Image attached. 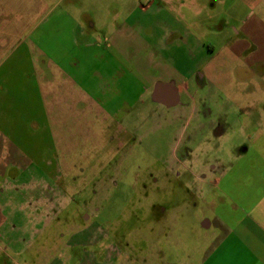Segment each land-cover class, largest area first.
<instances>
[{"label": "crops", "instance_id": "1", "mask_svg": "<svg viewBox=\"0 0 264 264\" xmlns=\"http://www.w3.org/2000/svg\"><path fill=\"white\" fill-rule=\"evenodd\" d=\"M193 1L197 9L199 0ZM207 1L226 7L227 15L232 11V16H241L240 8L258 11L264 0ZM67 2L0 0V264H161L159 252L151 249L150 238L143 234L138 238L142 248L103 247L109 237L102 236L103 229L92 219H85L82 226L63 220L72 202L66 183L77 180L65 174L70 164L64 160L66 134L72 128L80 131L68 119L78 118L87 130L96 119L87 121L86 116L112 127L119 117L131 115L139 98L132 92L136 86L165 108L176 106L181 92L191 102V86L196 87L191 83L195 58L194 64L187 59L195 47L192 34L174 29L167 59L161 55L166 51L162 46L166 34L154 35L150 44L142 40L143 53L150 54L141 53L147 71L157 73L145 78V67L131 60V46L117 42L109 47L93 40L90 30L65 8ZM181 5L185 0H179L175 16L189 21L197 16L191 6L188 14L179 10ZM232 5L240 6L238 12L231 10ZM259 27L243 24L244 39L230 47L239 58L245 55V65L264 69V34ZM187 34L190 39L185 42ZM185 46H189L185 61L189 89L178 66ZM136 68L141 73L135 79ZM260 100L255 92L237 99L251 111ZM254 130L258 134L252 147L259 161L248 162L241 171L240 160L251 150L245 146L235 169L227 167L218 179L219 168L212 167L203 180L212 189L223 185L220 192L207 195L209 211L216 213L222 207V212L213 218L202 213L203 241L210 249L197 264H264V130L255 125ZM223 133L218 127L217 134Z\"/></svg>", "mask_w": 264, "mask_h": 264}, {"label": "rangeland", "instance_id": "2", "mask_svg": "<svg viewBox=\"0 0 264 264\" xmlns=\"http://www.w3.org/2000/svg\"><path fill=\"white\" fill-rule=\"evenodd\" d=\"M191 1L185 0L186 5L179 8L187 14L193 8L197 16L190 21L175 16L179 0H69L64 4L96 42L131 46V60L145 67V78L157 73L147 71L143 55L150 54L143 53V41L150 44L154 35L166 34L162 42L166 51L161 55L167 59L174 29L192 34V57L187 58L189 46H185L178 63L188 88L185 61L191 59L194 64L195 58L191 83L196 87L191 86V102L181 92L177 105L165 108L136 86L132 92L139 98L131 115L119 117L112 127L86 116L87 121L96 119L87 130L78 118L68 119L80 131L72 128L66 134L64 151L68 155L64 160L70 164L65 166V174L77 180L66 183L72 202L63 220L82 226L85 219H92L103 229L102 236L109 237L103 247L128 244L132 250L142 248L138 238L143 234L150 238L151 249L159 252L161 264H197L205 258L210 244L203 241V214L213 218L215 214L221 217L222 212V207L216 213L209 211L207 195L220 192L223 185L212 189L203 180L212 167L219 168L218 179L227 167L235 169L245 146L251 150L240 160L241 171L248 162L259 161L260 155L252 147L258 134L254 125L264 130V69L245 65V55L239 58L230 47L244 39L243 24L256 23L260 35L264 34V1L258 11L240 8L241 16H232V11L227 15L226 7L207 0H199L194 9ZM239 7L232 5L231 10L238 12ZM259 10L261 16H257ZM189 39L187 34L184 41ZM89 65L93 70L94 62L90 60ZM133 73L136 79L141 72ZM175 92L179 94L178 86ZM254 92L261 95L257 108H243L237 99ZM182 105L187 107L186 113ZM218 127L224 129L220 136Z\"/></svg>", "mask_w": 264, "mask_h": 264}]
</instances>
